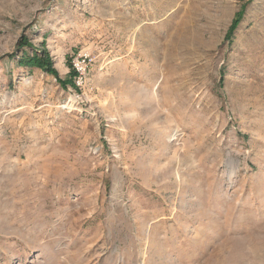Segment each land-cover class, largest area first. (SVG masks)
I'll list each match as a JSON object with an SVG mask.
<instances>
[{"label":"rangeland","instance_id":"374dc122","mask_svg":"<svg viewBox=\"0 0 264 264\" xmlns=\"http://www.w3.org/2000/svg\"><path fill=\"white\" fill-rule=\"evenodd\" d=\"M0 264H264V0H0Z\"/></svg>","mask_w":264,"mask_h":264},{"label":"built area","instance_id":"2783aa9c","mask_svg":"<svg viewBox=\"0 0 264 264\" xmlns=\"http://www.w3.org/2000/svg\"><path fill=\"white\" fill-rule=\"evenodd\" d=\"M88 55L79 54L74 57L72 64L77 71V73L83 77L87 70L88 65Z\"/></svg>","mask_w":264,"mask_h":264}]
</instances>
